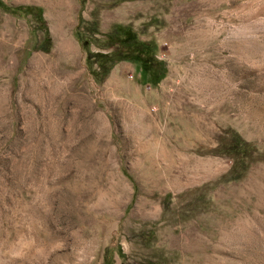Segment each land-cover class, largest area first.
Wrapping results in <instances>:
<instances>
[{
	"label": "rangeland",
	"instance_id": "1",
	"mask_svg": "<svg viewBox=\"0 0 264 264\" xmlns=\"http://www.w3.org/2000/svg\"><path fill=\"white\" fill-rule=\"evenodd\" d=\"M0 264H264V0H3ZM114 23L156 84L90 51Z\"/></svg>",
	"mask_w": 264,
	"mask_h": 264
},
{
	"label": "trees",
	"instance_id": "2",
	"mask_svg": "<svg viewBox=\"0 0 264 264\" xmlns=\"http://www.w3.org/2000/svg\"><path fill=\"white\" fill-rule=\"evenodd\" d=\"M0 7L13 13L35 12L43 20V10L40 5H12L0 0ZM101 39L109 46L115 47L106 51L97 50L88 53L87 67L97 80H102L119 60H127L135 65L138 72L137 80L141 83L156 84L166 75V61L156 55L155 43L140 38L131 26L114 23ZM104 264H107V260Z\"/></svg>",
	"mask_w": 264,
	"mask_h": 264
}]
</instances>
